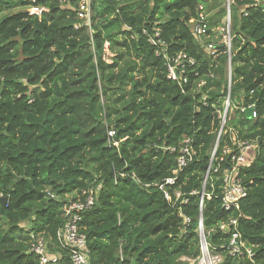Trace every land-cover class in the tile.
I'll use <instances>...</instances> for the list:
<instances>
[{"label":"trees","instance_id":"16d2710c","mask_svg":"<svg viewBox=\"0 0 264 264\" xmlns=\"http://www.w3.org/2000/svg\"><path fill=\"white\" fill-rule=\"evenodd\" d=\"M58 1L36 0L47 8L38 18L25 0H0V264H38L31 234L55 252L63 203L90 188L94 205L79 223L90 264H196L200 219L218 264H247L222 248L228 235L217 228L230 217L264 264V0H230L229 54L217 32L226 0H93L90 29L76 16L78 0ZM198 6L214 13L204 41L217 45L215 58L188 28ZM142 29L159 31L168 56L194 61L183 93ZM229 60L232 117L211 162ZM251 103L255 120L240 112ZM229 129L260 141L240 171L239 212L221 206L228 158L212 170ZM184 139L195 157L167 187L180 193L169 203L158 185L176 170L177 153L166 148Z\"/></svg>","mask_w":264,"mask_h":264},{"label":"built area","instance_id":"2783aa9c","mask_svg":"<svg viewBox=\"0 0 264 264\" xmlns=\"http://www.w3.org/2000/svg\"><path fill=\"white\" fill-rule=\"evenodd\" d=\"M30 4L29 14L36 17L47 11L46 7L37 6L36 0H25ZM93 0H78L76 8V16L83 26L90 29V20L92 16L91 4ZM257 1V0H256ZM61 6H66L68 1L59 0ZM230 0L226 2V16L222 24L217 28V32L221 37V45L226 48L227 53L231 49L230 36V16H229ZM208 16L204 13L201 6H198L196 16L188 21V28L192 36L204 45L207 55L212 58L217 56L218 47L216 44L209 42L205 43L204 38L208 36L209 23ZM78 29V26H74ZM126 28V27H125ZM130 30V28H128ZM142 34L148 38V42L155 48V55L162 57L164 66L167 72V78L177 84L181 92H184V86L188 82L187 69L194 65V61L187 58L183 54H176L168 56L164 52L165 43L159 37V31L155 30L152 35H149L145 29L141 30ZM105 52H108V43L104 45ZM231 65L230 60L227 64V95L224 98L222 109H216L220 126L216 135V141L211 153V162L214 159L215 151L218 146L219 139L226 134L224 130L228 111L230 109V82H231ZM204 85L201 81L197 87ZM205 105V102L202 101ZM249 111V119L255 120L257 112L255 104H248L246 107L240 109L241 113ZM108 138L113 139L115 132L108 130ZM228 138L230 145L222 148L221 156L216 159L218 164L212 168L213 173L220 170L221 164L224 163V157L229 160V165L224 167L221 171V206L226 212H239V203L246 197V187L240 176V171L245 168L252 160L259 149V140L248 139L240 140L236 133L231 129L228 130ZM264 143V141H263ZM113 146L117 147L118 143L112 142ZM169 153H177L176 156V170L172 172V176L163 180L158 185L160 191L163 192L164 198L167 202L177 201L180 197L179 191H174L170 194L167 187L175 184L176 175L186 168L195 157V151L191 146L189 139H184L179 149L175 147L166 148ZM211 168V163L209 169ZM207 175L205 176V180ZM96 189H87L78 195L76 201L67 200L62 206L63 224L57 230L55 235L56 251L51 252L47 245V241L42 234H31L29 251L37 258L38 264H61L63 258L67 256L70 264H90L88 249L86 246V236L80 231L79 223L81 221V214L94 205ZM53 197V196H51ZM198 237L200 256L196 260V264H218L222 261L221 254L215 253L209 246L206 237L209 232H204L201 219L199 222ZM237 218L230 217L227 221L218 225V231L227 234L228 238L222 247L227 256L234 258H241L246 260L247 264H257L254 260L253 248L247 245L246 241L242 239L238 231Z\"/></svg>","mask_w":264,"mask_h":264},{"label":"rangeland","instance_id":"374dc122","mask_svg":"<svg viewBox=\"0 0 264 264\" xmlns=\"http://www.w3.org/2000/svg\"><path fill=\"white\" fill-rule=\"evenodd\" d=\"M226 2H227V0H226ZM226 2H225V4H226ZM225 4H224V6H225V8H226V5H225ZM202 10H203V9H202ZM206 12H207V11H206ZM206 12H204V13H205L207 16H209V17L212 16V15L214 14V13H213V14L211 15V14H208V13H206ZM224 19H225V17H224ZM224 19H223V20H224ZM223 20H222V22H223ZM218 43H220V41H219ZM111 56H112L111 53L106 52L105 57H106V59H108V60H107L108 62H110V61H109V57H111ZM231 112H232V111L230 110V112H229V117H230V116L232 117V113H231ZM68 200H69V199H68Z\"/></svg>","mask_w":264,"mask_h":264},{"label":"water","instance_id":"95a60500","mask_svg":"<svg viewBox=\"0 0 264 264\" xmlns=\"http://www.w3.org/2000/svg\"><path fill=\"white\" fill-rule=\"evenodd\" d=\"M249 114H250L249 111H246V112H245V115H246L247 118L249 117Z\"/></svg>","mask_w":264,"mask_h":264}]
</instances>
